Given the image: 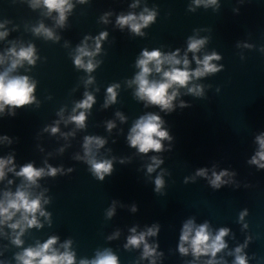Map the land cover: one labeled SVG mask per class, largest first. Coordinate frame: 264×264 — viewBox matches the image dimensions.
<instances>
[{
    "label": "water",
    "instance_id": "water-1",
    "mask_svg": "<svg viewBox=\"0 0 264 264\" xmlns=\"http://www.w3.org/2000/svg\"><path fill=\"white\" fill-rule=\"evenodd\" d=\"M132 2L87 0L82 4L73 0L75 8L61 28L55 25L56 13L48 16L42 7L33 9L29 0H0V22L10 21L5 26L9 35L0 40V53L13 44L19 48L34 43L40 57L35 66L25 61L14 73L37 80L34 93L37 102L17 109L15 116L7 115L6 108L0 116V135L13 138L10 145L0 143V155L14 150L18 166L35 161L37 167H43L47 160L53 166L63 165L65 170L63 175L40 179L39 187L32 189L34 194L43 192L49 198L43 207L52 213V223L49 226L45 221L43 228L29 229L22 237L23 246L34 245L37 240L43 242L49 235L57 234L60 242L72 238L71 247L76 251L77 261L93 258L97 250L110 248L118 255L120 264H149L147 259H139L142 246L128 250L124 244L132 226L139 225V232L145 225L159 222L158 236L149 238V243L157 241V251L164 253L156 259V264H185L192 256H181L177 244L183 223L193 218L197 225L208 220L213 233L220 227L231 229L224 238L227 247L217 253L219 264H233L234 249L245 245L246 238L241 254L247 253V264H264V169L258 170L256 165L247 162L259 148L255 137L264 131V0H218V10H213L215 5L205 9L201 4L195 12L188 10L192 0H140L139 7L129 9ZM145 5L155 6L158 11L155 23L143 29L145 36H135L127 28L121 31L114 26L116 14L139 13ZM109 10L114 15L106 25L99 17ZM40 22L53 28L60 39L54 42L34 35L32 29ZM105 29L109 32L108 39L103 43L101 54L95 57L102 63L91 74L95 82L87 86L94 92L96 103L88 115L87 127L79 130L73 123L66 125L64 120L71 114L74 101L83 98L87 77L84 70L75 68L69 54H74L84 35L95 36ZM191 35L208 36L201 58L203 53L215 50L222 59L213 63L223 64L224 68L194 81L211 85L205 87L204 97L186 94L187 89L182 88L174 101L175 111L160 113L166 121L164 127L173 136L171 142L163 141L166 150L139 154L127 144L128 131L140 115L158 112L159 108H145L142 101L134 98L136 86L127 85V80L139 71L135 60L145 47L161 48L165 52L179 47L183 55L187 37ZM191 56L189 53V59ZM7 63L0 65V71ZM191 67H196L194 61ZM154 77L158 78L155 74ZM113 82L121 85L117 102L102 108L106 88ZM181 99L188 101L190 107H179ZM61 108L64 119L58 115ZM117 111L127 117L125 122L115 115ZM108 119L116 122L111 133L106 130ZM56 120H60L61 132H75V135L65 138L60 133L53 136L43 131ZM85 135L107 137L108 142L99 149L98 158L117 157L113 173L105 174L103 181L91 174L84 161L75 159L77 154H84ZM152 155L161 156L164 163L149 174L147 165ZM119 158H126L125 163L121 164ZM214 166L217 172L227 168L236 173L230 180L224 177L229 183L220 189H213L206 178L195 175L197 168L206 167L210 177ZM69 167L74 169L70 173ZM161 169L165 171L161 173ZM157 173L164 179L163 194L154 191ZM185 177L189 178L187 182ZM8 178H13L15 183L9 185ZM21 180L9 173L0 182V198L6 188L15 191ZM114 199L116 213L109 218L107 210ZM133 203L138 206L135 213L130 210ZM245 208L248 213L241 220L240 212ZM117 229L120 235L108 240ZM20 250L11 243L10 237L0 232V262L16 264L14 254ZM205 259L201 258L197 264H204Z\"/></svg>",
    "mask_w": 264,
    "mask_h": 264
},
{
    "label": "clouds",
    "instance_id": "clouds-1",
    "mask_svg": "<svg viewBox=\"0 0 264 264\" xmlns=\"http://www.w3.org/2000/svg\"><path fill=\"white\" fill-rule=\"evenodd\" d=\"M78 3H86L87 0H77ZM30 7L35 9L42 7L46 9V15L53 17L55 25L61 28L65 27L68 16L71 15L75 8L73 0H29ZM203 4L207 9L209 6L215 5L218 10V0H192V4L188 6V10L195 12L196 8ZM140 6V0H133L129 5V9H136ZM114 12L105 11L100 17L99 21L103 24H109L111 21L109 17L113 16ZM158 16L157 7H148L145 5L142 10L137 13L135 11H121L116 14L115 27L123 31L125 28L135 35L143 37L146 33L143 29L155 23ZM9 20L0 22V40L9 35V30L5 27ZM33 34L43 36L45 40L58 41L60 37L56 35L53 28L45 26L43 22L34 26ZM197 31L196 29L193 30ZM109 32L105 29L100 31L97 35H84L83 39L76 45L74 54L70 53L73 64L77 70H84L86 79L84 80L85 91L83 98L74 101V107L71 114L64 120V123H73L76 129H85L87 127L88 115L91 112L93 105L96 103V96L94 92L89 91L87 86L95 82V77L91 75L102 63L96 60L95 57L101 54L103 50V43L108 39ZM209 37H198L191 35L187 37V48L181 55V48L177 47L175 50L162 51L161 48L147 47L141 49L136 60L135 67L139 71L135 72L132 78L127 80L128 87L135 85L134 98L142 101L144 107L149 106L159 108V111H148L135 119L126 136V141L129 147L135 148L139 154L162 153L165 146L163 141L171 142L173 136L167 127H164L166 121L161 112L170 114L175 111L177 105L174 103L177 97L181 95V89L186 88L187 93L194 97H204L205 87L211 85H203L194 83V81L209 75L220 72L223 64H216L213 61H220L222 55L212 50L202 54L201 49L208 43ZM239 47V42H237ZM248 47L249 45H245ZM189 53L192 54L189 59ZM40 59L36 52L34 43H29L26 46L21 45L19 48L13 44L0 53V65L7 66L0 71V116L5 114L7 108V115L15 116L16 110L23 108L25 105H30L36 101L37 80L21 74H14L15 71L24 66L27 61L28 65L35 66L36 61ZM195 62L196 67H191L192 62ZM158 76V78H155ZM121 85L119 82L110 83L106 88L104 103L102 108H108L110 105L117 102L118 89ZM96 91H99L97 88ZM219 91V88H217ZM179 107H190V103L181 99ZM64 109L61 108L58 115L63 118ZM121 122H125L127 117L120 111L115 113ZM106 130L111 133L112 129L116 127V122L113 119L105 121ZM60 120L54 121L43 128V131L49 132L50 135L55 136L60 133L61 136L67 138L69 135L74 136L75 132H61L59 128ZM122 131V130H121ZM256 142L259 145L258 150L252 155L247 162L256 165L257 169H264V131H261L256 137ZM7 142L11 144L13 138L7 134L0 135V143ZM107 137L101 135H85L83 138L82 148L83 156L76 155L75 159L84 161L89 166V171L98 180L103 181L105 174L111 175L114 171V161L117 157L98 158L99 149L104 147L107 143ZM115 143V140L113 141ZM171 145L169 144V149ZM63 148L60 149L63 152ZM41 151L43 149L41 148ZM110 151V149H109ZM126 158H119L121 164L125 163ZM164 163V160L159 155L151 156V163L147 165V173L155 172L157 168ZM74 169L69 167L67 172L70 173ZM165 170L161 169L163 173ZM12 173L14 177H21V183L16 186L15 191L5 189L3 196L0 198V232L10 237L11 243L21 250L14 254L16 264H120L118 255L110 248H105L103 251L97 250L93 258H80L77 261L76 251L71 247L72 238L65 239L60 242V236L57 234L49 235L46 240L41 242L37 240L34 245L24 247V234L32 228L41 229L44 227L46 221L49 226L52 223V213L43 207L49 203V198L44 196L43 192L34 194L32 189L39 187V180L44 177H56L58 174H65L64 166H53L47 160L44 161L43 167H37L35 161H29L19 166L16 163L15 151L9 152L5 155H0V182L4 181L8 174ZM235 172H230L227 168H222L219 172L214 170L211 176H208L206 167L196 169L195 175L207 179L209 185L213 189H220L222 186L229 183ZM229 177L225 180L224 177ZM189 178L185 177V182ZM194 180L195 177H192ZM8 184L15 183L13 178H8ZM154 191L163 194L161 189L164 187V179L160 173L154 177ZM47 191V189H45ZM117 201L114 199L112 205L107 210V217L111 218L116 213ZM133 213L138 211V206L133 203L130 209ZM248 209L245 208L240 212V219L242 220L247 215ZM40 217L44 219L41 220ZM209 221L205 220L203 223L197 225L193 218H189L183 223L180 229L177 250L181 256H192L191 260L185 264H197L201 258H206L204 264H219L220 258H217V253H220L227 247V241L224 239L231 229L229 227H220L213 233L210 229ZM247 225H245L246 227ZM139 225L129 228V235L126 238L124 248L131 250L132 248H141L142 252L139 259H147L149 264H156V259L162 257L164 253L157 251L159 243L153 241L149 243L150 237L158 236L160 231V223L153 222L150 226L145 225L144 230L137 232ZM10 229L11 232L5 231ZM120 235V230L117 229L108 240H112ZM245 241V245L247 243ZM58 245V246H57ZM245 245H237L234 249L235 259L233 264H247V253L243 252ZM63 249V251H61ZM3 264V262H0Z\"/></svg>",
    "mask_w": 264,
    "mask_h": 264
}]
</instances>
